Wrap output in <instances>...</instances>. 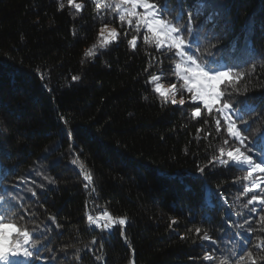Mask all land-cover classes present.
<instances>
[{
	"label": "trees",
	"instance_id": "obj_1",
	"mask_svg": "<svg viewBox=\"0 0 264 264\" xmlns=\"http://www.w3.org/2000/svg\"><path fill=\"white\" fill-rule=\"evenodd\" d=\"M74 2L84 5L80 12L67 0H0V193L17 197V222L40 239L30 264H220L225 257L235 264L236 253L264 255L255 247L264 239V207L246 208L253 194L243 191L246 172L217 160L234 143L223 121L217 133L215 110L209 114L187 92L183 105L163 103L148 83L153 74L178 83L174 52L148 47L143 32L97 9V0ZM206 3L222 16L215 28L205 24L211 9L193 16V26L204 25L193 51L243 73L240 91L229 87L223 99L257 106L238 125L251 142L264 133V0ZM194 5L178 6L182 24ZM104 24L117 29V40L86 57ZM101 211L126 217L125 226L90 227L88 214ZM197 227L217 244L202 241Z\"/></svg>",
	"mask_w": 264,
	"mask_h": 264
},
{
	"label": "snow or ice",
	"instance_id": "obj_2",
	"mask_svg": "<svg viewBox=\"0 0 264 264\" xmlns=\"http://www.w3.org/2000/svg\"><path fill=\"white\" fill-rule=\"evenodd\" d=\"M184 0H177V7L169 9L168 0H164L163 4H158L155 0H97V9H108L118 15L121 24H127L137 34L143 32V42L148 47H155L157 52L167 51L173 53L170 57L174 60L175 77L178 83H169L165 87L160 83L161 75L153 74L149 77L148 83L153 84V91L161 98L163 103L172 104L185 103L183 93L191 94L192 103L199 102L208 113L215 112L218 117L223 118V125L226 127L227 136L234 142L229 148H221L218 163L222 166H231L237 171L246 172L245 181H250L244 187V194L253 193L251 198L247 200L245 207L250 205H259L264 207V180L260 176H254L259 172L264 174V133H261L256 140L249 142V137L245 134L246 129H241L238 125L244 122V116L250 115L257 110L255 104H249L248 100L240 101L233 104L231 101L223 99L227 89L231 87L232 91L239 92L237 84L243 78V73L233 75L230 71H222L223 67H232L223 61L215 59L204 60L200 59L197 52L193 51V46L199 48V34L204 25L193 26V16L199 17L205 14L206 9H211L207 12L205 24H211L213 28L218 25L222 13L219 9L213 8L206 0H195V5L188 9L189 18L187 24H182L184 18V9L178 7ZM69 6L73 7L76 12H80L84 7L81 3H76L74 0H67ZM64 5L61 3L60 8ZM142 9V11H138ZM172 13H176L172 17ZM103 19V16L100 17ZM252 25L247 26V31L250 34ZM211 31V30H210ZM105 33L107 35L105 36ZM118 31L114 27L104 24L100 28V35L96 44L85 51L86 57L97 55V47L105 49L118 38ZM205 34L204 39H207ZM190 37V39L186 38ZM245 44L250 47L251 41L246 35ZM130 48L135 49L137 45V36L133 35L128 40ZM235 43L233 44V50ZM78 76H74L73 80H78ZM228 84H225V81ZM224 85V88L221 87ZM246 90V89H245ZM180 95L179 100L176 99ZM197 106L192 111L193 118L201 115V107ZM213 117L217 124V133L221 130V119ZM207 123V121H205ZM224 145H230L229 139H224ZM226 157V158H225ZM75 162V161H74ZM83 167V165H81ZM199 171L203 173L204 169ZM85 179L91 182V176L85 173ZM49 182L53 181L49 179ZM87 187V185H86ZM32 192L31 189H28ZM33 195L36 193L32 192ZM6 194L0 193V264H30L37 258V249L40 244V239L33 232H30L23 223L17 222L16 208L12 204L16 200L15 195L5 199ZM252 213L257 212L256 207L250 209ZM89 225H95L102 231L111 232L116 225L123 226L126 224V217L115 219L109 212H103L102 216L93 218L92 215L87 216ZM103 219V224L100 223ZM259 221L264 223V215L259 216ZM173 224L177 223L175 220ZM231 226V225H230ZM236 227H241L237 225ZM264 231V229H261ZM196 234L202 241H210L216 245L217 240L212 239L207 231L201 235L202 229L197 227ZM123 234V233H122ZM258 243L255 245L257 249L264 252V239L257 238ZM95 243V241H93ZM239 259L235 264H257V260L264 261V255L253 256L251 251L236 253ZM203 259L211 262L214 257L212 254L205 253ZM220 264H230L229 258L225 257L220 260Z\"/></svg>",
	"mask_w": 264,
	"mask_h": 264
},
{
	"label": "rangeland",
	"instance_id": "obj_3",
	"mask_svg": "<svg viewBox=\"0 0 264 264\" xmlns=\"http://www.w3.org/2000/svg\"><path fill=\"white\" fill-rule=\"evenodd\" d=\"M138 11H142V9H138ZM111 27V26H110ZM107 35V33H105V36ZM221 70L222 71H226L225 69H224V67L223 68H221ZM157 75H161V74H157ZM160 83H163L164 84V86L165 87H168L169 86V84L168 83H166V82H163L162 80L161 81H159ZM152 85V87H154V85L153 84H151ZM179 96L177 95L176 96V99L177 100H179ZM187 99L185 98V101H186ZM197 103H199V102H197ZM177 104H179V103H177ZM202 106V105H201ZM214 110H215V108H214ZM221 118V120L223 121V118L222 117H220ZM226 158V157H225ZM254 176H260L261 177V179L263 178V174H261V173H259V172H257V173H255L254 174ZM248 183H250V181H248ZM103 212L104 211H101V212H98V213H95V214H88V215H92L93 216V218H95V217H97V216H102V214H103ZM113 217V216H112ZM113 218H115V219H119V218H125V217H113ZM103 219H101V221H100V223L101 224H103ZM126 222H127V220H126ZM88 225H89V222H88ZM90 226V225H89ZM116 226H119V225H116ZM125 226V225H124ZM90 227H94V228H97L95 225H91ZM115 227V226H114Z\"/></svg>",
	"mask_w": 264,
	"mask_h": 264
}]
</instances>
